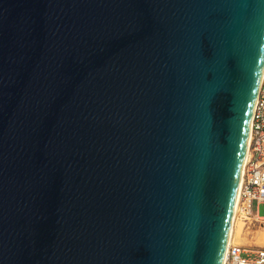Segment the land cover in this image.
Wrapping results in <instances>:
<instances>
[{"label": "water", "instance_id": "water-1", "mask_svg": "<svg viewBox=\"0 0 264 264\" xmlns=\"http://www.w3.org/2000/svg\"><path fill=\"white\" fill-rule=\"evenodd\" d=\"M264 74V0H0V264H224Z\"/></svg>", "mask_w": 264, "mask_h": 264}, {"label": "built area", "instance_id": "built-area-1", "mask_svg": "<svg viewBox=\"0 0 264 264\" xmlns=\"http://www.w3.org/2000/svg\"><path fill=\"white\" fill-rule=\"evenodd\" d=\"M255 206H264V74L252 116L247 160L235 208V227L241 222L249 234L256 232V227H264V214L260 215L258 210L255 213ZM224 264H264V247L240 246L233 241L227 246Z\"/></svg>", "mask_w": 264, "mask_h": 264}, {"label": "rangeland", "instance_id": "rangeland-1", "mask_svg": "<svg viewBox=\"0 0 264 264\" xmlns=\"http://www.w3.org/2000/svg\"><path fill=\"white\" fill-rule=\"evenodd\" d=\"M258 210L260 215L264 214V206H260L257 208V206L254 207V212L256 213ZM247 227L243 223H238L235 227L236 233H235V244L240 246H246V247H264V227H256L254 233L249 234Z\"/></svg>", "mask_w": 264, "mask_h": 264}, {"label": "bare ground", "instance_id": "bare-ground-1", "mask_svg": "<svg viewBox=\"0 0 264 264\" xmlns=\"http://www.w3.org/2000/svg\"><path fill=\"white\" fill-rule=\"evenodd\" d=\"M246 160H247V156H246ZM246 160H245V163H246ZM240 185H241V182H240ZM238 200H239V193H238V199H237V203H238ZM237 206V204H236ZM235 213H234V216H233V222H232V229H231V234H230V238H229V241H228V245L233 243V241L235 242Z\"/></svg>", "mask_w": 264, "mask_h": 264}, {"label": "crops", "instance_id": "crops-1", "mask_svg": "<svg viewBox=\"0 0 264 264\" xmlns=\"http://www.w3.org/2000/svg\"><path fill=\"white\" fill-rule=\"evenodd\" d=\"M236 232V231H235Z\"/></svg>", "mask_w": 264, "mask_h": 264}]
</instances>
